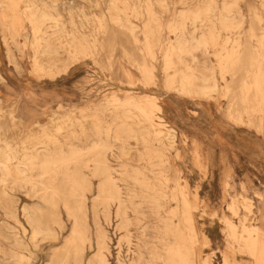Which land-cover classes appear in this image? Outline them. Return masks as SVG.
<instances>
[{
    "label": "rangeland",
    "instance_id": "1",
    "mask_svg": "<svg viewBox=\"0 0 264 264\" xmlns=\"http://www.w3.org/2000/svg\"><path fill=\"white\" fill-rule=\"evenodd\" d=\"M207 1V11L186 16ZM263 42L264 0H0V73L26 91L44 80L64 91L41 123L0 109V264H72L63 244L75 200L63 167L23 163L37 150L67 152L69 141L84 149L78 167L92 184L85 264L98 226L109 264H133L139 252L146 264L152 247L167 264H264ZM152 103L162 111L147 122L139 107ZM100 143L132 202L128 235L115 205L109 217L104 205L93 209L88 151ZM8 202L19 223L3 211ZM25 205L46 233L34 235Z\"/></svg>",
    "mask_w": 264,
    "mask_h": 264
},
{
    "label": "bare ground",
    "instance_id": "2",
    "mask_svg": "<svg viewBox=\"0 0 264 264\" xmlns=\"http://www.w3.org/2000/svg\"><path fill=\"white\" fill-rule=\"evenodd\" d=\"M202 6L203 7L196 8V10L195 9H192V8L189 9L188 12H187V14H186V16L188 17L191 14H193L194 16H196V15H199V13L201 14L202 12L207 11L209 9V7H210V2L207 1V3H204ZM185 12H186V10H185ZM114 17H115V19H117V16H114ZM220 18H222V17H220ZM194 23H195V21H194ZM182 24H184V23H182ZM260 24H261V22H260ZM203 42L198 43L197 46L195 47V49H197V50H200L201 49V50L204 51L206 45L203 44ZM259 43H260V41H259ZM217 45H218V43H217ZM181 46H182V44H181ZM185 46H186V44H185ZM191 46H193V45H191ZM221 49H222V47H221ZM206 50L207 49H205V51ZM53 51H54L53 48H51L50 46H46L44 48V50H43V56H52ZM203 53H205V52H203ZM201 55H202V51H201ZM67 65H68V63L64 64V66H63L64 70H62V72H65L67 70ZM251 71H253V70H251ZM209 77H207L205 75L203 77V75H202L201 78H200V80H201V82H204L205 83V82H208L209 81V79H210ZM261 78H263V77L261 76ZM258 82L259 81L257 80L256 83H258ZM258 90H259V88H258ZM262 93L263 92H261V94ZM258 95H260V94L258 93ZM117 98H119V97L111 98V101L112 102H116L117 101ZM125 98H128V97L125 96ZM115 107H114V109H115ZM139 109L141 110V112L143 114V117H144L145 120H147V122H148V120H150V116L152 115V113L154 111L159 112V113H161V111H162V107H160L156 103H152V105L149 108L139 107ZM137 112H139V111H137ZM143 117H141V118H143ZM40 126L41 125H38V127H40ZM67 147H68L67 152H63L62 150H57L56 152H53V153L50 150H47V149L45 151L44 150L43 151H38L37 148H36L37 151H35L34 154L30 155L29 157L26 156L27 158H25L23 160V163L25 164V163L37 162V164L39 166H41L44 170H48L50 167L55 166V165H61L63 167V174H62L63 182L66 185V187L68 188V192H69L70 196L75 200L74 201V207L71 209V211L74 213L73 214V217H72L74 219L73 220L74 221L73 229H72L71 233L69 234V236L65 239V242L63 244V248L67 251V256H68V258H69V260L71 261L72 264H85V261H84L85 252L87 250H91L92 249V236H91V233H90V226H89V222H88L87 205H86V195L85 194L88 193V192L90 193L92 191V184H91V181L89 180L88 176L84 175L81 172L80 168L78 167V165H79V163L81 161V158L83 157V153L82 152L84 151V149H82L80 147H75L74 143H71L70 141H69V144L67 145ZM92 147L93 148L90 149V151H88V152H90V153L96 152V153L94 154V157H93V159L91 161V163L93 164V169L91 171V177L93 179L98 180V186H97V191H96V200L94 202V208L93 209H94V211H96L98 204L104 205L105 211H106V213H107V215L109 217L110 208H111L112 205H115V207H116V216L115 217L121 221V224L119 226V229L120 230H125L126 234L128 235V234H130L129 228H130V226H132V221L128 217V211L130 209L129 208V205L131 206L132 205V202H129V200L126 201L124 199V197H123V190L119 186V183H122V181L116 179L117 176L114 177V174H115L114 173V170L111 168V166H110V164H109V162H108V160H107V158L105 156V152H101L99 150L100 148L105 147V144L100 143V144H96V145H94ZM9 157L7 158V161H11V158H9ZM18 161H19V159H18ZM4 167H5L4 169H6V170L8 169L9 170V168L6 165H4ZM23 169L24 168H22L20 166L18 168V172L22 176H25V171ZM135 173H138V172H135L134 171L133 172V175ZM116 175H117V173H116ZM4 176H5V174H4ZM150 184H151V182H150ZM145 187H147V186L145 185ZM19 188L21 190L23 189L21 183H19ZM143 199H145V196H144ZM12 205L13 204L11 202H8L6 204V206L4 207L3 211L5 212L6 216L10 220L15 221L16 223H19L18 216H17L16 211H15V209H14V207ZM28 207H29L28 205H25L23 207V211L22 212L26 216V220H27L28 224L33 228L34 235L40 234V236H41V234H44L47 231L44 230L45 228H43V225L40 223V221L38 219H36L35 215L29 214V208ZM42 210H44V209H42ZM147 211H149V210H147ZM133 212H136V210L133 209ZM150 215H151V213H150ZM157 216H159V215H157ZM151 229L152 230L154 229L153 226H152ZM153 237H154V235H153ZM152 239H154V238H152ZM95 240H96V253L93 256V258L88 261L87 264H109L108 261H107V257L105 255V253L109 252V238H108L107 234L99 226H98V229H97L96 239ZM14 242L16 243L17 247L18 246L19 247H23L24 246L23 243L20 242L17 239ZM33 246H34V244H33ZM148 254L150 256V262H147L146 264H154L156 261H158L157 263H159V264H167V257L163 253V250L153 249V247H152V249H149L148 250ZM198 256L199 255H197V257ZM154 260H156V261L154 262ZM143 261H144L143 255L139 252L137 254V259L133 262V264H141V263H143ZM118 262H120V261H118Z\"/></svg>",
    "mask_w": 264,
    "mask_h": 264
},
{
    "label": "crops",
    "instance_id": "3",
    "mask_svg": "<svg viewBox=\"0 0 264 264\" xmlns=\"http://www.w3.org/2000/svg\"><path fill=\"white\" fill-rule=\"evenodd\" d=\"M62 76L64 78V75ZM0 77L5 82L4 84L0 83V109L5 107L11 111L13 108V113L20 114L25 123L43 122L46 115L55 106L54 103L58 101H55V97H63L64 95L63 83L59 88H56L58 83L54 85V82L48 80L36 81V83H31L26 91L21 87L22 84L19 83L21 79L18 78L19 80L13 82L9 74L4 71L0 73ZM25 83L28 84V81ZM23 92L25 95L22 94ZM28 108L34 114L27 113Z\"/></svg>",
    "mask_w": 264,
    "mask_h": 264
}]
</instances>
